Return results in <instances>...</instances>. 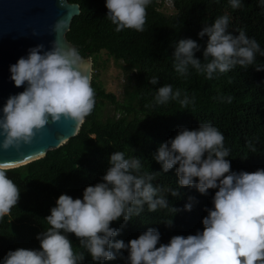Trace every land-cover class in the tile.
Returning <instances> with one entry per match:
<instances>
[{"label": "clouds", "instance_id": "9594fccd", "mask_svg": "<svg viewBox=\"0 0 264 264\" xmlns=\"http://www.w3.org/2000/svg\"><path fill=\"white\" fill-rule=\"evenodd\" d=\"M229 3L233 9L241 7V0ZM150 4L151 0H106V18L118 32H143ZM61 24L58 21L54 25L56 34ZM228 25V15H222L199 33L208 37L203 51L206 63L194 58L200 50L195 41L181 39L176 43L175 71L186 76L191 66L211 79L217 71L226 73L236 66L253 65L257 53L264 56L255 39L243 30L233 36ZM9 71L15 87H26L10 96L0 110V150L19 151L22 145L31 144L49 122L57 123L62 118L79 127L95 107L91 76L75 47L60 46L57 40L50 50L37 45ZM149 83L156 85L158 78L153 76ZM181 95L180 89L173 91L171 85H164L156 90L155 103L164 105L175 100L187 107L192 101L187 93L183 99ZM224 139L217 127L200 123L195 130L181 128L174 138L159 146L154 157L165 173L177 166L178 188L195 187L201 194L216 189L212 208L202 219V232L173 236L167 244L157 246L160 234L150 228L127 243L113 242L112 238L119 235V230L110 227L113 222H128L139 216L145 205L149 212L169 209L174 215L179 210L169 204L164 192L172 197L180 195L178 189L154 187L152 181L159 173L141 174L140 158H125L124 152L117 151L109 158L103 182L86 187L82 199L59 196L44 218L49 227L36 237L39 250L9 251L2 264H82L85 253L93 262L109 261L121 250L128 251L129 264H264V169L232 172ZM14 167L12 162L0 163V218L10 214L20 199L21 190L7 175ZM191 207L188 203L184 210ZM171 223L170 219L167 224ZM68 234L77 238L83 251L74 249Z\"/></svg>", "mask_w": 264, "mask_h": 264}, {"label": "trees", "instance_id": "16d2710c", "mask_svg": "<svg viewBox=\"0 0 264 264\" xmlns=\"http://www.w3.org/2000/svg\"><path fill=\"white\" fill-rule=\"evenodd\" d=\"M68 1L79 4L80 13L72 18L65 39L82 56L95 59L104 50L120 62L125 81L123 98L118 102L112 94L104 93L92 77L96 104L78 133L47 150L43 157L7 172L21 194L10 214L0 218V264L9 251L39 250L36 237L49 227L44 218L59 196L82 199L86 187L103 182L113 152H124L125 158H140L141 174L159 173L152 181L154 187H171L180 193L172 197L164 192L169 204L179 210L174 215L169 209L149 212L145 205L144 211L128 222H113L110 227L119 230L113 242L127 243L151 228L160 234L159 246L173 236L187 237L203 231L202 219L212 208L216 189L201 194L195 187L178 188L177 166L165 173L154 159L159 146L174 138L181 128L195 130L200 123H210L225 138L232 172L264 169V70H255L258 66L264 68V56L257 53L253 65L236 66L226 73L217 71L211 79L191 66L188 74L181 76L175 71L173 57L176 43L192 39L200 47L194 58L206 63L203 51L208 37L199 33L222 15H228L227 30L233 36L243 30L264 51L262 0H241L238 9L231 8L229 0H170L172 13L159 10L161 0H151L143 32L116 31V25L106 18V0ZM153 76L158 78L156 85L149 83ZM164 85H171L173 91L180 89L181 99L187 93L192 102L187 107L175 100L157 105L156 90ZM105 102L117 116L101 119ZM188 203L192 204L191 210L185 211ZM68 239L75 250L83 251L74 235L68 234ZM85 255L82 264H129L127 250L117 252L116 258L109 261L93 262Z\"/></svg>", "mask_w": 264, "mask_h": 264}, {"label": "water", "instance_id": "95a60500", "mask_svg": "<svg viewBox=\"0 0 264 264\" xmlns=\"http://www.w3.org/2000/svg\"><path fill=\"white\" fill-rule=\"evenodd\" d=\"M79 13V4L68 0H0V110L10 96L22 92L26 87L14 86L10 79V66L19 58L26 57L28 50L37 45L50 50L57 40L60 46L74 47L65 39L64 33L69 29L72 18ZM58 21H62V24L56 34L53 27ZM82 57L86 73L91 76L92 57ZM79 128L74 122L63 118L57 123L49 122L45 129L36 134L31 144L22 145L19 151L12 148L0 150V163L12 162L19 167L41 158L47 150L57 148L75 136ZM24 158H28L26 162Z\"/></svg>", "mask_w": 264, "mask_h": 264}, {"label": "rangeland", "instance_id": "374dc122", "mask_svg": "<svg viewBox=\"0 0 264 264\" xmlns=\"http://www.w3.org/2000/svg\"><path fill=\"white\" fill-rule=\"evenodd\" d=\"M161 3L159 10L165 13L174 12L170 0H161ZM92 60L91 76L95 77L96 83L104 93L112 94L120 102L123 98L122 88L125 83L120 62L114 61L111 57L107 56L104 50L100 51L96 58ZM115 113L111 105L106 102L103 103L101 112L102 120L112 117Z\"/></svg>", "mask_w": 264, "mask_h": 264}]
</instances>
